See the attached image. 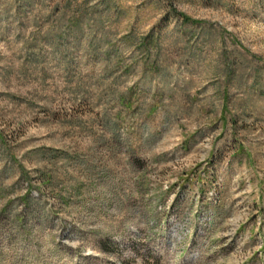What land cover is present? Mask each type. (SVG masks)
<instances>
[{
	"label": "rangeland",
	"instance_id": "374dc122",
	"mask_svg": "<svg viewBox=\"0 0 264 264\" xmlns=\"http://www.w3.org/2000/svg\"><path fill=\"white\" fill-rule=\"evenodd\" d=\"M0 264H264V0H0Z\"/></svg>",
	"mask_w": 264,
	"mask_h": 264
}]
</instances>
